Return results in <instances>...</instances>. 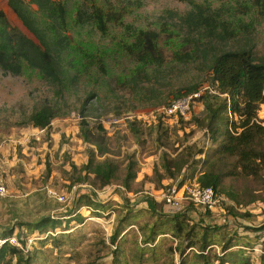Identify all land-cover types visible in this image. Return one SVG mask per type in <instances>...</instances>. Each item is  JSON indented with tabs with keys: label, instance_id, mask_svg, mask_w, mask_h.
I'll return each mask as SVG.
<instances>
[{
	"label": "rangeland",
	"instance_id": "374dc122",
	"mask_svg": "<svg viewBox=\"0 0 264 264\" xmlns=\"http://www.w3.org/2000/svg\"><path fill=\"white\" fill-rule=\"evenodd\" d=\"M67 1L70 10L80 2L88 10L93 5L101 6L106 13H114L112 18L117 14L108 23L106 34L93 27L70 31L83 36L87 44L93 42L100 49H110V58L104 74H95L91 79L79 77L60 95L56 86L37 72L14 75L0 67V179L9 190L0 198L6 214L0 218L4 224L2 234H17L22 245L26 242L29 249L25 250L37 256L35 264H171L180 261L176 248L185 247L187 240L171 223L163 222L184 212V221L190 225L220 224L217 238L224 243L215 245L212 254L222 255V244L231 239L238 243L232 249L235 258L227 257L236 262L248 258L251 264H259L264 246V231L259 234L258 230L264 224V163L258 175H249L233 157L216 160L215 170L222 174V181L214 216L200 211L189 200L184 199L183 206L176 208L164 199L169 186L198 182L203 160H210L217 148L207 127L198 125L197 117L203 120L205 116L200 97L187 118H170L163 113L165 106L178 99V94H188L189 88L196 87L203 93L206 87L217 91L209 63L211 47L194 38L188 40V30L179 27L180 17L192 6L182 0ZM245 1L194 0L208 9H220L225 19L240 15L244 21L254 22L257 28L249 44L255 56L264 60V7L253 3L252 8L242 9L239 4ZM0 9L12 25L33 37L8 0H0ZM235 10H244V14H236ZM141 30L158 34L156 55H160L142 69L126 51L127 44L134 43ZM242 40L231 41L228 47H238ZM136 78L138 81L133 80ZM45 105L54 106L58 112L48 130L34 127L29 121ZM226 116L231 121L234 115L227 112ZM258 118L264 124V104ZM82 120L91 127L101 123L106 129L109 156L120 168L110 185L102 187L93 174L88 176L83 170L90 144L80 135ZM131 122H135V128ZM6 146L7 159L13 163H8L5 172L1 166L5 165L2 149ZM165 153L172 164L174 160L187 162L175 179L167 176ZM131 157L138 162V173L126 188L123 178ZM8 177L10 184L5 180ZM54 192L65 199L59 200ZM44 218L59 219L58 227L47 224L31 229L20 224ZM201 227L198 225L196 231ZM117 230L122 234L113 243L111 238ZM153 230L160 234L143 244L142 239L150 237ZM140 247L146 250L141 252Z\"/></svg>",
	"mask_w": 264,
	"mask_h": 264
},
{
	"label": "trees",
	"instance_id": "16d2710c",
	"mask_svg": "<svg viewBox=\"0 0 264 264\" xmlns=\"http://www.w3.org/2000/svg\"><path fill=\"white\" fill-rule=\"evenodd\" d=\"M182 1L190 4L192 8L185 16H179L181 19L179 27L188 30V40L194 38L198 43L206 42L207 48L211 47L213 54L209 63L212 83L218 93L212 94L206 91L201 94L200 100L204 101L205 116L204 121L200 117H197V120L198 125L207 127L217 148L210 160L209 158L203 160L204 168L198 176V182L202 186L214 188L217 192L222 181V174L215 170L217 159L233 157L236 165L249 175H258L264 163V124L258 118L260 107L264 104V60L255 56L254 48L249 44L257 28L254 22H246L240 15L228 20L224 18L220 9H208L195 3L194 0ZM253 3L264 7V0H246L239 6L242 9H250ZM8 5L33 37L12 25L5 11L0 9V67L3 71L14 75L37 72L41 78L56 86L59 95L79 77L87 76L91 79L95 74H104L111 50L100 49L93 42L87 44L83 36L71 34L70 31L93 27L106 34L108 23L117 18L116 13L112 18L114 13H106L101 6L93 5L92 10H88L80 2L76 4L74 10H70L67 0H8ZM235 11L236 14H244L241 12L244 10ZM249 11L251 10H247V13ZM177 37L179 38L178 35ZM234 40L238 42L242 40V42L237 45L238 47L229 48V43ZM185 43L182 42L181 45ZM127 45V54L133 56L142 65L139 66L140 69L160 57L156 55L159 47L158 34L152 30L139 31L135 36V42ZM133 80L138 81V78ZM197 91L198 88L192 87L188 89V94H178L177 97L181 98ZM223 94L226 95L224 98L221 96ZM192 110L193 106L191 112ZM227 112L235 118L233 116L230 121L226 116ZM57 115L54 106L45 105L36 110L29 121L34 127L48 130ZM131 125L136 127L135 122H131ZM80 135L82 140L90 144L88 162L83 166L86 175L93 174L102 187L112 184L120 168L116 160L109 156L110 147L105 127L101 123L91 127L86 120H82ZM165 155L163 163L167 176L175 179L182 170L183 164L187 162L174 160L172 164L168 154ZM137 165V160L132 157L128 159L123 178L126 188H130L131 181L137 178ZM47 171L50 172V169L48 168ZM91 204L95 205L92 202ZM91 204L88 205L92 206ZM203 212L214 216L213 211L209 209ZM184 218L183 212L163 222L171 223L174 230L187 240L185 247L182 248L180 245L176 248L180 253V261L173 260L171 264H215L216 262L217 264H251L248 258L240 259L239 262L230 259V255L235 258V251L232 249L238 244L231 239L222 244V255L210 252L215 245L224 243L222 238H217L216 228L220 227V224L201 222L190 225L184 221ZM59 222V219L52 221L50 218H44L39 222L20 224L38 229L47 224L56 228ZM198 225L202 227L201 230L196 231ZM258 230H260L259 234L263 232L264 224L258 227ZM120 234L122 231L117 230L112 235L113 243L117 242ZM158 234L160 232L153 230V234L143 238L142 243H151ZM53 238L57 239L56 236ZM23 244L24 247L27 246L26 242ZM187 249L196 251L187 253ZM145 250L146 248L140 247L141 252ZM114 254L117 255L119 252L115 251ZM36 258V254L30 250L25 252L23 248L10 243L0 250V264H35ZM259 259V264H264V246Z\"/></svg>",
	"mask_w": 264,
	"mask_h": 264
},
{
	"label": "built area",
	"instance_id": "2783aa9c",
	"mask_svg": "<svg viewBox=\"0 0 264 264\" xmlns=\"http://www.w3.org/2000/svg\"><path fill=\"white\" fill-rule=\"evenodd\" d=\"M205 91H208L212 94L218 93L216 90H213L210 87H206ZM202 90L199 92H195L193 94H189L173 100L169 105L163 108V113L165 116L173 118V117H182L187 118L191 114L192 106L195 102V99L200 97L202 94ZM8 186L5 184L3 179H0V198L5 197L8 194ZM54 195L59 200H64L65 198L56 192ZM164 199L167 205L181 208L183 206V200H189V203L194 204L202 211L211 210L216 211L219 207V196L214 188L210 186H202L198 182L194 184L184 183L182 186L172 185L169 186L164 192ZM13 244L18 247L23 248L24 250L28 248V245L24 247L22 245L21 240L17 236V234L3 236L0 234V250L7 244ZM28 251V250H25Z\"/></svg>",
	"mask_w": 264,
	"mask_h": 264
},
{
	"label": "crops",
	"instance_id": "0c3cea01",
	"mask_svg": "<svg viewBox=\"0 0 264 264\" xmlns=\"http://www.w3.org/2000/svg\"><path fill=\"white\" fill-rule=\"evenodd\" d=\"M8 146L11 147L10 145H8ZM8 146H6L5 148L2 149L3 153L5 154V156H4V164L5 165H3L1 167L3 168V171H5V172L7 171L8 163L11 162V160L7 159V155H6V151H7L6 149H9V148H7ZM0 149H1V146H0ZM15 158H17V156ZM17 159H18V161H21V159H19V158H17ZM11 163H13V161ZM9 165H11V164H9ZM1 176H3V175L1 174ZM5 180H7V182H9V184H10V182H11L10 177H8ZM5 216H6V214H3V206L1 205V202H0V218H5ZM2 230H4V224L0 223V234H2Z\"/></svg>",
	"mask_w": 264,
	"mask_h": 264
}]
</instances>
